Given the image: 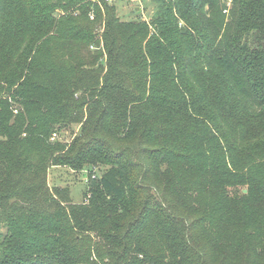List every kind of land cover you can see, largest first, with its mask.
<instances>
[{
    "label": "trees",
    "instance_id": "trees-1",
    "mask_svg": "<svg viewBox=\"0 0 264 264\" xmlns=\"http://www.w3.org/2000/svg\"><path fill=\"white\" fill-rule=\"evenodd\" d=\"M151 1L0 0V264H264V0Z\"/></svg>",
    "mask_w": 264,
    "mask_h": 264
},
{
    "label": "rangeland",
    "instance_id": "rangeland-1",
    "mask_svg": "<svg viewBox=\"0 0 264 264\" xmlns=\"http://www.w3.org/2000/svg\"><path fill=\"white\" fill-rule=\"evenodd\" d=\"M227 6H230V0H227ZM117 16L122 21L130 20H150L155 12V4L151 0H118L116 5ZM81 125H72L69 130H62L56 134L54 140L61 144L70 145L80 134ZM96 171L101 173V170ZM85 168L81 172H74L67 167L53 166L48 170L47 184L53 186L67 187L70 192V198L73 203L82 201V192L85 187V177L82 176ZM243 193L246 189L241 186L238 188Z\"/></svg>",
    "mask_w": 264,
    "mask_h": 264
},
{
    "label": "built area",
    "instance_id": "built-area-1",
    "mask_svg": "<svg viewBox=\"0 0 264 264\" xmlns=\"http://www.w3.org/2000/svg\"><path fill=\"white\" fill-rule=\"evenodd\" d=\"M93 1H97V0H93ZM105 2L109 3V4H117L118 3V0H104ZM90 19L92 20L93 19V16L92 14H90ZM56 137V134H53L52 137H51V140H54Z\"/></svg>",
    "mask_w": 264,
    "mask_h": 264
}]
</instances>
